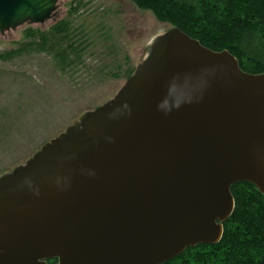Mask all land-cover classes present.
Returning <instances> with one entry per match:
<instances>
[{"label": "water", "instance_id": "water-1", "mask_svg": "<svg viewBox=\"0 0 264 264\" xmlns=\"http://www.w3.org/2000/svg\"><path fill=\"white\" fill-rule=\"evenodd\" d=\"M58 1L0 0V33ZM242 181L264 195V72L171 27L112 99L0 175V264H162L220 241Z\"/></svg>", "mask_w": 264, "mask_h": 264}, {"label": "rangeland", "instance_id": "rangeland-1", "mask_svg": "<svg viewBox=\"0 0 264 264\" xmlns=\"http://www.w3.org/2000/svg\"><path fill=\"white\" fill-rule=\"evenodd\" d=\"M171 27L131 0H59L44 23L0 33V175L112 99Z\"/></svg>", "mask_w": 264, "mask_h": 264}, {"label": "trees", "instance_id": "trees-1", "mask_svg": "<svg viewBox=\"0 0 264 264\" xmlns=\"http://www.w3.org/2000/svg\"><path fill=\"white\" fill-rule=\"evenodd\" d=\"M131 1L204 46L228 50L244 71L264 72V0ZM231 192L234 209L220 241L189 247L162 264H264V195L245 181Z\"/></svg>", "mask_w": 264, "mask_h": 264}, {"label": "flooded vegetation", "instance_id": "flooded-vegetation-1", "mask_svg": "<svg viewBox=\"0 0 264 264\" xmlns=\"http://www.w3.org/2000/svg\"><path fill=\"white\" fill-rule=\"evenodd\" d=\"M54 262H56V260Z\"/></svg>", "mask_w": 264, "mask_h": 264}]
</instances>
